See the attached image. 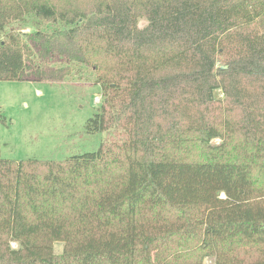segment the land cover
Segmentation results:
<instances>
[{
    "label": "trees",
    "instance_id": "1",
    "mask_svg": "<svg viewBox=\"0 0 264 264\" xmlns=\"http://www.w3.org/2000/svg\"><path fill=\"white\" fill-rule=\"evenodd\" d=\"M56 56L94 67L107 136L0 158V264H264V0H0V80Z\"/></svg>",
    "mask_w": 264,
    "mask_h": 264
},
{
    "label": "rangeland",
    "instance_id": "2",
    "mask_svg": "<svg viewBox=\"0 0 264 264\" xmlns=\"http://www.w3.org/2000/svg\"><path fill=\"white\" fill-rule=\"evenodd\" d=\"M146 23L141 18L140 25ZM39 27L51 31L56 24L41 21ZM7 30L32 32L36 27L28 16L13 21ZM34 62L33 68L40 64L49 71L70 66L72 71L60 80H0V158L63 160L98 150L107 133L86 130L104 100L94 67L62 56ZM216 94L223 97L220 90ZM54 246L61 253L64 243L57 241Z\"/></svg>",
    "mask_w": 264,
    "mask_h": 264
},
{
    "label": "water",
    "instance_id": "3",
    "mask_svg": "<svg viewBox=\"0 0 264 264\" xmlns=\"http://www.w3.org/2000/svg\"><path fill=\"white\" fill-rule=\"evenodd\" d=\"M226 67V66H225Z\"/></svg>",
    "mask_w": 264,
    "mask_h": 264
}]
</instances>
